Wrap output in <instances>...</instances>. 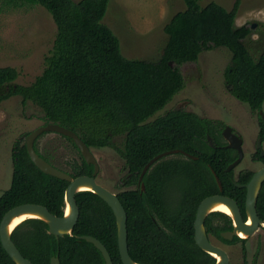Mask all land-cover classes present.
Segmentation results:
<instances>
[{"label": "trees", "instance_id": "16d2710c", "mask_svg": "<svg viewBox=\"0 0 264 264\" xmlns=\"http://www.w3.org/2000/svg\"><path fill=\"white\" fill-rule=\"evenodd\" d=\"M181 1L183 10L163 26L167 40L160 56L144 60L124 57L119 39L102 22L110 0H2L6 7H42L55 34L41 73L30 83L17 84L18 71L0 67V103L18 96L22 106L30 103L42 113L44 125L58 124L77 134L91 149L110 148L118 153L127 170L120 187L133 188L118 192L117 197L127 216L128 254L138 264H214L215 258L194 240L196 210L206 197H229L246 217V189L235 186L233 173L226 171L237 152L226 147L221 122L175 109L147 123L184 88L179 67L195 63L202 52L215 48H225L231 54L223 74L229 93L255 112L264 103V52L255 60L244 44L251 32L247 26H235L238 1L231 10L213 1L204 6L200 0ZM258 127L264 142L260 116ZM28 134L12 146V175L9 188L0 196V221L22 204L42 205L56 217L64 214L68 182L43 173L32 163L25 147ZM59 136L76 152L64 171L74 178L91 176L93 165L84 161L70 138ZM116 139H121L120 147ZM37 140L36 153L54 166L39 152ZM173 150L196 160L181 153L163 157L138 182L149 160ZM253 159L264 163L259 151ZM252 175L242 172L236 183L245 185ZM75 201L79 217L71 235L56 238L44 221L25 219L11 234L20 253L32 264H50L54 256L60 264H104L99 250L81 239L92 236L104 245L113 264H122L110 207L90 191L78 192ZM256 210L264 222V181ZM204 227L208 237L226 244L245 243L236 236L231 241L221 237L222 232L233 229L230 217L221 212L209 213ZM0 264H15L1 242Z\"/></svg>", "mask_w": 264, "mask_h": 264}, {"label": "rangeland", "instance_id": "374dc122", "mask_svg": "<svg viewBox=\"0 0 264 264\" xmlns=\"http://www.w3.org/2000/svg\"><path fill=\"white\" fill-rule=\"evenodd\" d=\"M211 1L227 10L238 1L235 26L250 28L251 33L244 44L256 60L264 52V0H200L202 6ZM183 8L181 0H110L102 22L119 39L124 57L156 60L167 40L164 24ZM54 34V24L42 7H6L0 0V67L15 68L18 71L17 84H28L41 73ZM230 58L227 49L215 48L202 52L195 63L181 65L184 88L147 123L163 117L170 110L180 109L232 128V132L243 141V159L233 169V176L237 178L240 172H255L261 167L253 156L259 150L264 151V142H261L260 149L256 148L260 139L258 118L264 120V103L261 110L255 112L229 93L223 74ZM43 124L42 113L30 103L22 106L18 96L0 103V196L10 186L13 143ZM115 143L120 147L121 139H116ZM37 148L62 171H68L67 164L76 158V152L59 134L41 136ZM91 151L99 165L96 177L99 184L115 194L133 188L120 187L127 170L115 150L92 148ZM263 227L260 226L252 236L243 238L245 243L226 244L214 236L209 238L227 252L230 264H264Z\"/></svg>", "mask_w": 264, "mask_h": 264}, {"label": "water", "instance_id": "95a60500", "mask_svg": "<svg viewBox=\"0 0 264 264\" xmlns=\"http://www.w3.org/2000/svg\"><path fill=\"white\" fill-rule=\"evenodd\" d=\"M169 65L172 67L174 64L169 63ZM44 133H55L70 138L74 145L77 147L84 161L87 164L93 165L92 175L78 176L74 178L69 173L57 169L56 167L45 161L42 157H40L34 149V144L38 137H40ZM222 137L227 141L226 147L237 152V158L226 169L227 172H230L236 166H238L243 159V141L240 137L234 134L232 132V128L228 126L223 129ZM208 139L211 145L210 138ZM25 147L30 160L40 171L47 175L64 180L68 182V185L64 193L65 207L62 217H56L52 215L47 208L38 204L18 205L4 214L0 221V242L3 249L12 259V261L15 264H32L28 259L23 257V255L20 253L11 239L13 230L25 220L23 219L11 230H9V225L14 218L21 217L23 215H35L36 217H28L26 219L35 218L44 221L48 225V232L56 238L63 237L64 235H71L72 230L79 217V210L75 201V195L78 192L90 191L96 194L100 199H102L110 207L115 216L117 226V245L122 264H138L135 263L128 254L126 228L127 216L125 209L120 203L117 194L111 192L97 182L96 177L99 172V165L93 152L91 151V148H89L77 134L54 123H48L46 125L43 124L29 132V134L25 138ZM256 148H261L260 139L257 140ZM177 153H181L188 158L196 160V157L178 150L160 153L149 160L148 163L143 167L138 182L141 183L144 174L155 162L163 157H167ZM261 155H264V151H261ZM214 177L219 190H221L222 188L220 180L215 174ZM263 181L264 166L255 171L249 182L244 186L246 189V220L242 218L237 203L229 197L223 195H213L206 197L199 203L194 220V240L201 250L214 257L215 260L217 259V257H220V261L216 260L214 264H230V260L227 252L221 247L213 244L205 231L204 221L209 213L214 212L210 209L213 205L222 203L231 210L232 216H230V219L232 221L233 229L231 231L222 232L220 234L224 240L231 241L235 236L240 238L238 236L239 232H242L244 235H246V238L252 236L260 228V226L264 225V222L260 220L256 210V200ZM234 184L237 187H242L235 182ZM83 187H87L88 189H82ZM141 188H144L143 184H141ZM67 207H69L70 211L66 215ZM248 219H250V224H247ZM81 239L87 241L88 243H91L96 249L99 250L103 257L104 264H113L106 248L98 239L92 236H82ZM50 264H60L58 257H52L50 260Z\"/></svg>", "mask_w": 264, "mask_h": 264}, {"label": "bare ground", "instance_id": "6f19581e", "mask_svg": "<svg viewBox=\"0 0 264 264\" xmlns=\"http://www.w3.org/2000/svg\"><path fill=\"white\" fill-rule=\"evenodd\" d=\"M82 189H88L87 187H83ZM211 211H216V212H221L223 214H226L228 216H232L231 210L224 204L222 203H217L215 205L212 206V208L210 209ZM70 209L69 207L66 208V215L69 213ZM28 217H36L35 215H23L21 217H17L14 218L10 225H9V230H11L14 226H16L20 221H22L23 219H26ZM247 224H250V219H248ZM238 236L240 238H246V235H244L242 232H239ZM217 261H220V257H217L216 259Z\"/></svg>", "mask_w": 264, "mask_h": 264}, {"label": "flooded vegetation", "instance_id": "af4514ba", "mask_svg": "<svg viewBox=\"0 0 264 264\" xmlns=\"http://www.w3.org/2000/svg\"><path fill=\"white\" fill-rule=\"evenodd\" d=\"M226 126H224L223 127V129L225 128ZM223 129H222V131H223ZM222 131H221V134H222ZM223 141H224V139H223ZM226 141V140H225ZM210 142H211V140H210ZM226 143V145H227V142H225ZM212 144V143H211ZM259 152H260V154H261V150H259ZM262 157H264V155H261ZM258 163H260V165H261V167H263L264 166V163L263 162H260V161H258ZM260 167V168H261ZM231 172L233 173V170H231ZM250 172V171H249ZM240 173H242V172H240ZM239 173V174H240ZM251 173H253L254 174V172H251ZM238 174V175H239ZM238 175H237V177H238ZM253 176V175H252ZM236 180H237V178H235L234 176H233V178H232V182H233V184H234V182L236 183ZM247 184V183H246ZM245 184V185H246ZM235 185V184H234ZM239 185H241V184H239ZM245 185H241L242 187L243 186H245ZM236 186V185H235ZM222 188V187H221ZM238 188H241V187H238ZM245 188V187H244ZM221 191V190H220ZM236 202V201H235ZM238 205V204H237ZM240 213H241V211H240ZM226 215V214H225ZM242 215V214H241ZM246 215V214H245ZM228 216V215H227ZM228 217H230V216H228ZM243 218V217H242ZM244 219V218H243ZM244 220H246V217H245V219Z\"/></svg>", "mask_w": 264, "mask_h": 264}]
</instances>
